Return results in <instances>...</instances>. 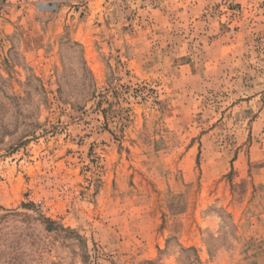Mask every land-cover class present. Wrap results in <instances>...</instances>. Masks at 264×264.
I'll use <instances>...</instances> for the list:
<instances>
[{"label":"rangeland","instance_id":"rangeland-1","mask_svg":"<svg viewBox=\"0 0 264 264\" xmlns=\"http://www.w3.org/2000/svg\"><path fill=\"white\" fill-rule=\"evenodd\" d=\"M0 264H264V0H0Z\"/></svg>","mask_w":264,"mask_h":264}]
</instances>
